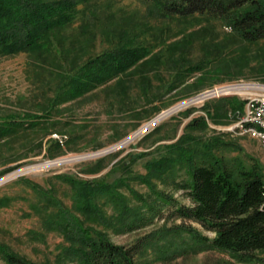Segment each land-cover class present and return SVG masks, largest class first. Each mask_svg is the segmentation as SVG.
Returning <instances> with one entry per match:
<instances>
[{"label": "rangeland", "instance_id": "rangeland-1", "mask_svg": "<svg viewBox=\"0 0 264 264\" xmlns=\"http://www.w3.org/2000/svg\"><path fill=\"white\" fill-rule=\"evenodd\" d=\"M77 1L73 20L53 36L49 51L0 53V118L40 121L0 142V244L36 263L77 264L56 226L60 205L77 212L74 187L65 177L122 178L130 217L142 213L145 220L121 226L123 209L106 195L97 203L108 223L78 214L114 243L135 246L138 264H264V251L247 261L214 248L197 249L179 227L181 219L170 213L171 205L154 218L144 211L141 198L152 188L171 193L178 204H190L183 191L166 185L167 177L190 176L182 156L165 180L153 178L150 186L138 177L148 172V161L178 155L166 146L179 142L188 123L199 117L207 126L192 131L195 140L182 144L199 162H209L214 154L234 168L257 164L264 172L260 143L228 129L240 110L232 102L224 106L215 96L177 106L222 83L264 81V40H245L212 16L167 15L150 0ZM126 46L144 52L129 69L83 93L66 92L69 75L89 71L85 66L91 59ZM216 137L226 143L214 144ZM188 224L214 236L197 223ZM0 264H6L1 255Z\"/></svg>", "mask_w": 264, "mask_h": 264}, {"label": "trees", "instance_id": "trees-1", "mask_svg": "<svg viewBox=\"0 0 264 264\" xmlns=\"http://www.w3.org/2000/svg\"><path fill=\"white\" fill-rule=\"evenodd\" d=\"M150 1L167 15L212 16L223 19L245 40H264V0ZM77 3V0H0V53L14 55L30 51L40 54L49 51L53 36H58V32L73 20ZM143 53L140 48L126 46L94 57L85 66L89 71L77 70L76 74L69 75L67 86L70 87L66 92L83 93L119 76ZM221 99L224 106L232 102L233 108L241 110L243 107V101L237 97ZM39 123L34 117L0 118V142L14 137L24 127H35ZM206 126L203 117L191 120L181 140L166 146L179 154L148 161V172L138 176L142 182L152 186V179L163 177L165 180L167 170L182 156V163L190 176L181 179L167 177L166 185L174 191H183L190 204H178L171 193L152 188L150 193L142 196V205L146 209L144 211L151 212V218L162 215L164 206H173L170 213L181 219L179 227L188 232L197 249L214 248L249 261L255 258L256 252L264 251V172L257 164L247 169L234 168L214 154L209 162H199L190 149L182 144L195 140L191 132L195 129L204 130ZM213 141L214 144L226 143L220 137ZM65 179L74 187L77 212L60 205L56 226L70 242L66 251L69 257L77 264H138L135 246L114 243L106 232L86 225L78 214L80 212L108 223L97 203L100 195H106L122 207L121 219L118 221L121 226L129 228L135 216L130 217L133 214L130 213L127 198L120 191V186L126 184L125 180ZM145 219L146 216L141 213L134 219L133 225ZM187 222L201 225L204 230L213 232L214 236L203 234L192 224L187 225ZM0 255L6 264H41L14 253L6 245L0 244Z\"/></svg>", "mask_w": 264, "mask_h": 264}, {"label": "built area", "instance_id": "built-area-1", "mask_svg": "<svg viewBox=\"0 0 264 264\" xmlns=\"http://www.w3.org/2000/svg\"><path fill=\"white\" fill-rule=\"evenodd\" d=\"M216 86H225L226 90H236V97L243 101L238 119L233 125L229 126V130L256 139L264 150V133H257V126H264V81L238 79ZM216 86L206 89L177 106L181 107L195 100L215 99ZM173 110L171 108L162 111L156 118L159 116L163 118ZM250 119H257V126H250Z\"/></svg>", "mask_w": 264, "mask_h": 264}, {"label": "bare ground", "instance_id": "bare-ground-1", "mask_svg": "<svg viewBox=\"0 0 264 264\" xmlns=\"http://www.w3.org/2000/svg\"><path fill=\"white\" fill-rule=\"evenodd\" d=\"M231 95L235 96L236 95V90H226L225 86L215 90V96L218 97V98L219 97H230ZM159 117H157L156 119L158 120ZM250 126H257V119H250ZM228 129H229V127H228ZM140 131L135 133L130 138H133L134 136H136ZM257 133H264V126H257Z\"/></svg>", "mask_w": 264, "mask_h": 264}]
</instances>
